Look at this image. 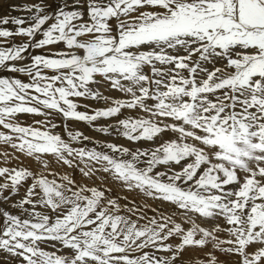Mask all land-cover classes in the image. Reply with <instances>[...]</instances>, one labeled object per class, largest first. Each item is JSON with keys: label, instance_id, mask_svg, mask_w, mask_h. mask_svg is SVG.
Returning a JSON list of instances; mask_svg holds the SVG:
<instances>
[{"label": "snow or ice", "instance_id": "obj_1", "mask_svg": "<svg viewBox=\"0 0 264 264\" xmlns=\"http://www.w3.org/2000/svg\"><path fill=\"white\" fill-rule=\"evenodd\" d=\"M4 8L0 264H264V0Z\"/></svg>", "mask_w": 264, "mask_h": 264}, {"label": "rangeland", "instance_id": "obj_2", "mask_svg": "<svg viewBox=\"0 0 264 264\" xmlns=\"http://www.w3.org/2000/svg\"><path fill=\"white\" fill-rule=\"evenodd\" d=\"M8 1H9V3L13 2V3H19V4H20L21 2H25V1L28 2L29 0H13V1H12V0H8ZM10 1H11V2H10ZM4 3H5V1H4ZM1 4H2V3L0 2V9H1V10H0V16L6 14V13L4 14V11H5L4 4H3V6H2ZM2 8H3L4 10H3ZM1 11H3V12H1ZM6 11H7V10H6ZM7 12H8V11H7ZM12 13H14V12H12ZM8 14H11V13H8ZM89 134H93V133L89 132Z\"/></svg>", "mask_w": 264, "mask_h": 264}, {"label": "bare ground", "instance_id": "obj_3", "mask_svg": "<svg viewBox=\"0 0 264 264\" xmlns=\"http://www.w3.org/2000/svg\"><path fill=\"white\" fill-rule=\"evenodd\" d=\"M4 1H5V0H0V2L2 3V4H1L2 6H3V4H4ZM12 1H13V0H12ZM8 2H9V1H8ZM10 2H11V1H10ZM25 2H26V1H25ZM25 2H21L20 4L25 3ZM28 2H31V0H29ZM11 3H13V2H11ZM2 9H3V8H2ZM0 10H1V9H0ZM3 10H4V9H3ZM1 12H3V11H1ZM5 13L8 14L9 12H7L6 9H5L4 14H5ZM20 14H21V13H17V12L12 13V12H11V15H20Z\"/></svg>", "mask_w": 264, "mask_h": 264}]
</instances>
